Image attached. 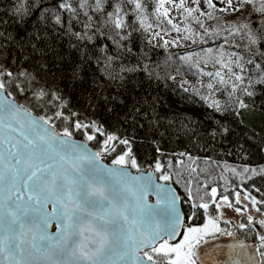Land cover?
<instances>
[{"label": "snow or ice", "instance_id": "1", "mask_svg": "<svg viewBox=\"0 0 264 264\" xmlns=\"http://www.w3.org/2000/svg\"><path fill=\"white\" fill-rule=\"evenodd\" d=\"M218 2L224 7L213 0H203L205 9L201 0H16L5 11L18 33L0 30V56L7 41L18 55L7 64L0 60V264H220L212 241L237 232L245 239L253 233L258 243L252 251L243 241L232 244L229 253L240 249L241 259L229 255L230 264H264V232L254 227L264 229L257 207L264 201L246 190L234 192V203L224 194L231 187L226 174L239 177L243 188L264 180V165L225 164L218 177L202 180L204 169L184 167L182 160L180 168L166 166L160 159L165 134L187 135V125L157 119L145 125L137 117L148 113L140 108L117 111L128 74L153 78L148 64L125 63L138 38L153 50L222 40L215 49L179 56L165 87L198 96L213 112L249 107L243 97L264 87V0ZM217 12H247L251 19L210 30L206 22L219 20ZM6 24L0 19V29ZM149 136L154 156L145 167L139 148ZM187 159L195 164L193 156ZM214 180L224 184L219 200L218 187L209 189ZM242 201L258 220L248 204L235 206ZM221 209H233L246 222L234 230L221 227Z\"/></svg>", "mask_w": 264, "mask_h": 264}, {"label": "trees", "instance_id": "2", "mask_svg": "<svg viewBox=\"0 0 264 264\" xmlns=\"http://www.w3.org/2000/svg\"><path fill=\"white\" fill-rule=\"evenodd\" d=\"M15 2L16 0H0V19L8 21V24L3 25L0 30H4L12 37H17V25L12 16L5 14V11L10 9ZM216 15L220 19L212 21L214 23L221 22V15L218 12ZM254 15L259 18V14ZM250 19L251 17L248 16L247 12L244 15L234 13L232 24L248 22ZM193 26L199 31L195 23ZM23 27L21 25V28ZM219 43H222V40H209L207 44L199 43V45L183 51H168L161 47L153 50L138 38L133 45V55L125 63L128 66H134L139 60L141 63L148 64L149 70L153 72V78L150 79L146 73L139 71L128 74L129 78L125 86L119 89L120 95L118 97L122 103L117 111L122 115L134 107L140 108L142 113H148L147 116L140 115L137 117L141 124L146 125L151 123L153 119H157L164 124L172 121L176 128H180L182 124L187 125L189 130L187 135H184L183 132L178 135L165 134L164 139L160 141V146L164 150L160 159L166 166L171 162L176 168L181 167L178 163L181 160L184 167L198 166L205 170L200 175L202 180L208 177H218L225 164L238 169L243 165H264V87L257 86L256 95L251 99L243 97L249 107L235 114L230 108L223 112H213L198 96L182 91L177 92L172 87H165V84H172V81L167 80L166 76L168 74L175 75V69L180 66L179 56L200 52L201 49L208 47L215 49ZM6 44L7 50L3 56H0V60H4L7 64L18 53L10 41H7ZM145 57L150 59H145ZM169 57L171 60L168 59ZM12 66L15 67V64L13 63ZM206 70H211V67L209 66ZM156 76H159L160 79H156ZM185 78L196 79L187 72H185ZM177 79H181V76H177ZM110 91L112 95L117 93L115 88ZM133 114L135 115V113ZM106 119L108 118L106 117ZM108 122L111 124L114 121L109 120ZM212 129H216L218 132L215 138L207 135ZM160 131L164 132V129L161 128ZM144 134L141 133L142 136ZM151 143L149 136V139L142 141L143 146L139 148V154L143 157L145 167L154 156ZM180 153H186V155L180 156ZM187 155L196 158L195 164L187 159ZM109 160L110 158L104 159L107 163ZM226 175H229L231 180L228 193H224L223 181L214 180L209 183V189L213 186L218 187L217 199H219V194L224 193L228 194L229 199L234 202V192L241 191L243 193L246 190L258 201H264V180L257 177L254 181H246L241 188L239 177ZM253 183H255V187H252ZM174 186L177 187L178 192H183V185ZM256 188H259L260 191L257 192ZM257 206L264 210V203ZM240 235L242 234L240 233ZM247 239L258 241L253 233H248Z\"/></svg>", "mask_w": 264, "mask_h": 264}, {"label": "rangeland", "instance_id": "3", "mask_svg": "<svg viewBox=\"0 0 264 264\" xmlns=\"http://www.w3.org/2000/svg\"><path fill=\"white\" fill-rule=\"evenodd\" d=\"M213 2L217 5V8H221V7H224L223 4H220L218 2V0H213ZM189 3H190V0H189ZM200 7L201 9H205V5L203 3V0H201V4H200ZM220 15H221V18H222V21L219 22V23H214L212 20L210 21H207L206 22V26L209 28V29H215V28H219V27H226V26H230L232 24V15L234 13H231V14H226V13H220L218 12ZM173 16H178L177 13L173 12L172 13ZM183 18L182 17H179L177 22H180V20H182ZM181 27H183V24H181ZM191 27L194 29V30H197L195 26H193V23H191ZM171 36L172 37H175L176 36V33L175 32H172L171 33ZM169 37L165 36V39H168ZM199 45V43H192L191 41H188V42H182V46L181 47H169L167 50L168 51H176V50H179V51H183V50H186V49H190V48H193L195 46ZM162 48V47H161ZM164 49V48H163ZM181 79H177V81H180ZM191 84L193 85H196V79H188ZM203 91V90H202ZM223 103V100L221 101ZM189 167H193V166H189ZM243 195V193H242ZM244 204H248L249 205V213L252 214L254 216L255 219H259L260 218V214L258 213H255V210L251 208V205H250V202H247V201H242V210H243V205ZM258 207V206H257ZM262 212H264V210H262ZM257 227H259L258 224H256ZM260 229V228H259ZM261 232H264V229H260Z\"/></svg>", "mask_w": 264, "mask_h": 264}, {"label": "water", "instance_id": "4", "mask_svg": "<svg viewBox=\"0 0 264 264\" xmlns=\"http://www.w3.org/2000/svg\"><path fill=\"white\" fill-rule=\"evenodd\" d=\"M91 147V145H90ZM105 165H109V163L105 162L104 160L102 161ZM110 166V165H109ZM132 174H136L135 171H132ZM163 183V182H161ZM173 187H175L174 185H172ZM155 200L156 197L155 195H150L148 197V202L151 204H155ZM49 232H55V225L53 224L50 228H49ZM239 241H243L244 243L253 246L252 248L249 249V251L254 250V246L256 243H249L248 241L244 240L241 236L236 235V237H228V236H218V238L215 241H212V244L214 245V247L218 250H223V249H227V255L226 256H218L219 262H226L227 264H230L229 261V255H231L233 257V259L236 260H240L241 256L239 255L240 253V249H236V252L234 253H229V249L230 246L234 243H237ZM228 258V260H227Z\"/></svg>", "mask_w": 264, "mask_h": 264}, {"label": "flooded vegetation", "instance_id": "5", "mask_svg": "<svg viewBox=\"0 0 264 264\" xmlns=\"http://www.w3.org/2000/svg\"><path fill=\"white\" fill-rule=\"evenodd\" d=\"M135 171V170H132ZM219 200V199H218ZM234 203V202H233ZM236 207H241L242 208V204L241 205H235ZM214 205H210V211H212V209H214ZM220 211H223L225 213V216L223 218V220L220 222V226L221 227H228L230 230H234L233 225L239 222H246V218L244 216H241L240 214L236 213L233 209H221ZM224 220H228L230 221L229 224H225L223 221ZM204 221L202 220L201 222H197L198 224H202ZM255 229L258 231H261L259 229V227H257L256 225H254ZM237 235L241 236L244 240L248 241L249 243H258V241H250L248 239H245L242 235H240L239 232H237ZM179 239V238H177ZM219 255L216 256V259L219 261L218 256H226L227 255V249H223V250H219ZM228 260V258H227ZM220 264H227L226 262H221ZM229 264V263H228Z\"/></svg>", "mask_w": 264, "mask_h": 264}]
</instances>
